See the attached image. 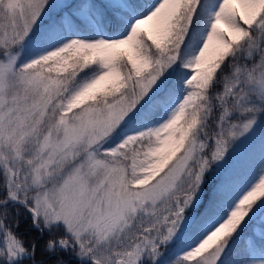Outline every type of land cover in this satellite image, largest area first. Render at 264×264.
Segmentation results:
<instances>
[{
  "label": "snow or ice",
  "instance_id": "6c2138e0",
  "mask_svg": "<svg viewBox=\"0 0 264 264\" xmlns=\"http://www.w3.org/2000/svg\"><path fill=\"white\" fill-rule=\"evenodd\" d=\"M0 264H264V0H0Z\"/></svg>",
  "mask_w": 264,
  "mask_h": 264
},
{
  "label": "trees",
  "instance_id": "16d2710c",
  "mask_svg": "<svg viewBox=\"0 0 264 264\" xmlns=\"http://www.w3.org/2000/svg\"><path fill=\"white\" fill-rule=\"evenodd\" d=\"M20 219H21L22 222H21V224H20L19 229H17L16 231L18 232L19 235H21L22 238L25 239V242H27V240H28L31 236L35 235V233H27V232H26V229H27L28 225H27L26 222H24L23 216H21Z\"/></svg>",
  "mask_w": 264,
  "mask_h": 264
}]
</instances>
